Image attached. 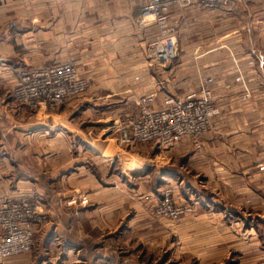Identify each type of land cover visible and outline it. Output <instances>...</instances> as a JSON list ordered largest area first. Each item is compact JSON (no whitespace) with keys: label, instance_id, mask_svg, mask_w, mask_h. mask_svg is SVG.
Listing matches in <instances>:
<instances>
[{"label":"crops","instance_id":"obj_1","mask_svg":"<svg viewBox=\"0 0 264 264\" xmlns=\"http://www.w3.org/2000/svg\"><path fill=\"white\" fill-rule=\"evenodd\" d=\"M247 2L251 5L247 10L253 12H248L243 25L239 11L223 7L205 9L195 3L183 10L170 9L181 44L192 42L198 47L186 53L179 49L169 69L172 79L166 94L160 93L154 70L142 80L147 69L146 41L158 31L153 19H142L143 0H0V198L46 197L44 179L50 182L48 187L60 186V194L84 188L91 179L94 182L88 168L80 165V134L72 129L79 127L77 119L87 111L105 117L104 121L114 118L116 123L114 109L135 111L136 96L132 102L126 95L113 103L107 100L116 91L130 90L154 91L155 107H161L168 93L210 88L219 96L214 129L205 138L204 154L208 152L207 157L213 159L212 170L217 177H230L225 180L232 192L254 185L256 175H262L264 184V0ZM69 60H75L82 74L92 80L93 95L62 104L72 109L67 117L55 114L50 123L49 112L29 110L13 99L12 90L23 68ZM106 93L103 103L99 102L98 97ZM120 102L121 108H114ZM48 143L55 148H47ZM60 199L57 195L54 204L62 211ZM49 207L53 208L51 203ZM14 256L3 263L29 261Z\"/></svg>","mask_w":264,"mask_h":264},{"label":"rangeland","instance_id":"obj_2","mask_svg":"<svg viewBox=\"0 0 264 264\" xmlns=\"http://www.w3.org/2000/svg\"><path fill=\"white\" fill-rule=\"evenodd\" d=\"M249 6L247 0H236L231 9L223 10L239 11L238 18L243 25L248 21V12H253L247 10ZM170 24L176 30L178 49L183 48V53L197 51L198 46L192 42L181 44L176 22L170 19ZM157 36L158 31L146 41L143 54L147 69L143 71L142 80L147 79L150 69L154 70L162 88L160 93H166L173 64H163L156 58ZM58 64H72L89 84L74 101L93 95L92 80L82 74L75 60ZM148 94L157 96L154 91L138 93L135 90L99 96L101 103L104 97L113 99V103L123 95L131 102L136 96L132 105L135 111L114 109L112 114L118 116L117 123L113 122L114 118L104 121L105 117H96L92 111L77 119L79 127L74 126L72 130L80 134L77 136L80 165L88 168L94 182L91 179L84 188H72L60 194V186L51 188L48 179L42 180L48 199L33 196L41 205L43 215L35 245L14 257L29 258L25 264L42 261V264H264L262 175L254 177V185L232 192L226 184L230 177L225 176L226 180L221 175L217 177L215 169L212 170L213 159L207 157L208 152L204 154L207 134L201 140L184 139L171 147L154 143L129 147L118 143L120 124L126 122L128 115L140 112L137 99ZM214 96L217 104L219 96ZM62 104L51 110L40 109L50 113L51 123L55 114L67 117L72 111ZM156 105L159 106L160 101ZM163 105L164 102L161 107ZM120 106L121 102L114 108ZM95 119L106 123L90 122ZM213 120L210 130L214 129ZM90 130L92 135L86 133ZM104 131L106 133L100 135ZM47 145L50 150L55 148ZM192 157L195 160L190 161ZM57 195L61 196L59 202H63L62 211L54 204Z\"/></svg>","mask_w":264,"mask_h":264},{"label":"built area","instance_id":"obj_3","mask_svg":"<svg viewBox=\"0 0 264 264\" xmlns=\"http://www.w3.org/2000/svg\"><path fill=\"white\" fill-rule=\"evenodd\" d=\"M207 9H231L236 0H143V18L153 19L158 36L154 54L163 64L171 65L179 57L178 37L170 24V9H185L193 4ZM212 80V79H210ZM88 82L72 64H54L24 68L12 91L13 99L34 110L55 109L74 100L87 90ZM154 95L137 99V115H128L121 125L120 145L154 143L171 147L184 139L201 140L212 127L213 115L219 112L209 88L170 95L162 107H155ZM41 205L32 195L0 198V264L4 259L29 251L35 245L36 232L42 225Z\"/></svg>","mask_w":264,"mask_h":264}]
</instances>
